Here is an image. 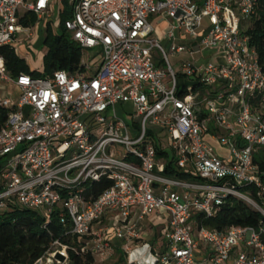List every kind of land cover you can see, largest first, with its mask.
Wrapping results in <instances>:
<instances>
[{"label":"built area","instance_id":"1","mask_svg":"<svg viewBox=\"0 0 264 264\" xmlns=\"http://www.w3.org/2000/svg\"><path fill=\"white\" fill-rule=\"evenodd\" d=\"M60 1L0 0V49L32 43ZM65 1L77 69L12 76L0 53V211L33 210L45 224L56 213L72 238L53 241L33 264H72L70 252L111 257V237L125 264H264V223L219 232L195 219L228 197L264 216V152L254 157L264 149V71L240 28L257 0ZM154 15L170 21L171 54L210 50L213 59L175 70L149 38ZM157 148L189 178L165 175ZM103 176L112 185L86 198L85 184ZM153 213L166 218L162 251L144 240L142 221Z\"/></svg>","mask_w":264,"mask_h":264},{"label":"trees","instance_id":"2","mask_svg":"<svg viewBox=\"0 0 264 264\" xmlns=\"http://www.w3.org/2000/svg\"><path fill=\"white\" fill-rule=\"evenodd\" d=\"M69 15L70 9L65 10L61 15L60 33L54 34L49 25L46 28L43 42L47 50L42 58V73L30 70L13 48L0 49L9 74L15 76L19 73H30L33 76L48 77L56 70L77 69L81 63V48L65 32L64 22ZM28 21L34 23L35 16L30 15ZM24 23L27 24V21ZM245 34L264 71V0H257L254 4V13ZM6 115V108L0 106V127L4 124ZM170 154L167 150L157 148V157L166 161L164 174L169 177L188 179L189 176L174 165L173 155ZM260 166L264 169V159L260 161ZM111 185L112 180L108 176H103L92 183L87 182L85 197L95 199ZM195 219L198 225L219 232L230 227L255 228L260 223H264V216L260 212L245 201L234 197H228L223 204L216 206L209 217L197 214ZM55 240L65 243L72 240L69 227L60 223L56 213L53 214L52 220L45 224L43 218L33 210L14 207L0 211V264H33ZM75 240L78 239L75 238ZM70 258L72 264H90L95 261L91 253L78 255L70 252ZM120 260H122L121 257Z\"/></svg>","mask_w":264,"mask_h":264},{"label":"rangeland","instance_id":"3","mask_svg":"<svg viewBox=\"0 0 264 264\" xmlns=\"http://www.w3.org/2000/svg\"><path fill=\"white\" fill-rule=\"evenodd\" d=\"M70 7L68 6L67 2L65 0H61L60 2H58V4L55 6V14L54 16L51 18V29L53 31L54 34H58L60 33V21L61 18L60 16H58V13L62 11V14L64 13L65 10H69ZM58 11V13H57ZM204 23H206V20L204 21ZM250 20L241 17L240 19V28L241 30H245L246 27L249 25ZM44 28H43V24L40 23L39 25V30H38V34L35 36V38L33 39L32 43H28V44H24L21 47H18V49L16 50L17 53L20 55V57L25 61V63L29 66L30 69L33 70H41L43 71V65H42V58L46 53L47 47L43 42L44 39ZM67 35L69 36V33L66 32ZM21 39L24 37L23 35L19 36ZM149 38L151 39H155L154 35L151 34L149 36ZM159 41V39H157ZM167 42L164 41H160V44L162 45V47L165 49V51L167 52L168 55V60L169 63L171 64V66L175 69V67H177L180 63H187L189 62V56L186 54H181L178 56H174L171 54L170 52V45L166 44ZM197 57L194 56V58ZM162 64L164 65V68L167 69V62L164 60H162ZM118 109V108H117ZM129 109V107H128ZM119 111V110H118ZM121 114V113H120ZM125 120H127L129 122V120L131 119L130 116H122ZM135 134V131H134ZM162 136V135H161ZM206 140H208L209 138H205ZM210 144L216 149V151L220 154L221 157H226L228 154V151L225 148H220L219 144L214 141L209 139ZM222 149V150H221ZM262 152H264V149L259 148L258 149V153H256L254 155L255 158L259 159L260 155L262 154ZM171 153V152H170ZM172 156V153L170 154ZM75 177L74 174H71L70 178L73 179ZM156 214L153 213L150 217H147L144 221H142V225L145 227H149V231H147L148 233V240L150 241L152 239H154L155 234L157 233L165 224L166 218L163 216H159V217H155ZM145 231V230H144ZM162 237V236H161ZM161 237H155L156 239H154V243L156 244L154 246V251H162L163 247H164V243L162 242V238ZM160 238V239H159ZM90 239V238H89ZM72 243L74 245H76V240H73ZM108 245H110L113 249V253L111 255V257L106 258V255H99L97 257V259L95 261H93L90 264H125V256L126 254L123 253L120 249V242H118V240L114 239V238H110L107 241ZM120 257L122 258V260H120Z\"/></svg>","mask_w":264,"mask_h":264},{"label":"crops","instance_id":"4","mask_svg":"<svg viewBox=\"0 0 264 264\" xmlns=\"http://www.w3.org/2000/svg\"><path fill=\"white\" fill-rule=\"evenodd\" d=\"M150 22L152 23V25H153V29H154V31H153V35H154V37H155V39L157 40V39H159V44H160V41H164V42H167L166 44H168V45H171V43H172V40H170V39H168L167 37H166V32H167V29H168V26H169V24H170V21H169V19L168 18H166V17H164V16H162V15H154V16H151V18H150ZM206 23H207V20H206ZM161 45V44H160ZM162 46V45H161ZM191 47L192 48H194L195 49V47H196V45H193V43L191 44ZM165 50V49H164ZM181 54H186V55H188L189 56V62H187V63H192L194 60H196V59H198V58H200V57H202L203 59L204 58H210V59H213V56H212V52L210 51V50H203L202 52H199V53H196V54H194V55H191L187 50H185V51H183V52H181L180 54H172V55H174V56H178V55H181ZM197 55V57H195L194 58V56H196ZM154 56H155V59L156 60H158L159 58H158V52H156V53H154ZM168 56V55H167ZM162 63V62H161ZM181 64V63H180ZM180 64L177 66V67H175V70H178L179 69V66H180ZM171 65V64H170ZM190 80L191 79H185V78H183L182 76H179L178 77V83L179 84H183V83H188V82H190ZM222 150V149H221ZM159 159H161V158H159ZM155 217H159V215H157L156 214V216ZM149 229V227H146L145 226V234H144V237H145V241L146 242H148V243H150L153 247L156 245L155 243H154V239H156L155 237H161L162 236V234H163V232L165 231V229H166V221H165V224H164V226L157 232V233H154L155 234V236H154V239H152V240H150V241H147L148 240V233H147V231H149L148 230ZM162 238V237H161ZM160 239V238H159ZM162 240V242H163V239H161ZM164 243V242H163ZM132 246H135V244H132ZM147 248H144V247H142L140 250H139V254H141L144 258H147L148 259V255H147V253H146V250Z\"/></svg>","mask_w":264,"mask_h":264}]
</instances>
